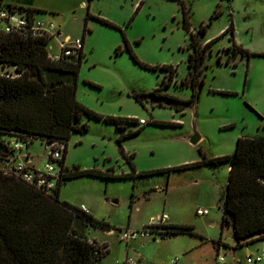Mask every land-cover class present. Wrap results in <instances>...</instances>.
I'll return each instance as SVG.
<instances>
[{
    "label": "rangeland",
    "instance_id": "obj_1",
    "mask_svg": "<svg viewBox=\"0 0 264 264\" xmlns=\"http://www.w3.org/2000/svg\"><path fill=\"white\" fill-rule=\"evenodd\" d=\"M34 2L40 7L38 18L55 22L64 35L73 38L85 35L86 56L79 75V100L102 115L147 121L141 131L123 139L125 154L118 141L125 131L113 122L87 114L82 122L89 124V130L74 132L68 142L66 162L70 167L114 168L117 174H128L134 171L133 162L137 171L130 177L112 179L81 175L61 186L62 200L79 207L85 204L97 219L107 221L115 229L108 233L91 226L87 231L89 236L110 245L103 264H127L129 243L120 239V230L142 229L152 222V216L163 213L174 224L192 226L194 233L163 237L170 224H154L151 237L129 244V254L140 251L143 264H264V259L247 261L248 255L263 253L264 239L238 246L233 227H226L222 233L220 205L228 182V163L174 169L201 160L200 150L210 158L216 157L234 152L241 135L264 136V0H186L192 7L195 31L212 20L204 39H214L233 20L236 41L242 49L233 45L230 32L215 41L213 51L206 58L208 67L200 97L185 107L164 97L151 95L141 102L135 96L164 86L167 71L161 66L170 64L178 70L174 82L163 92L182 99L192 95L191 86L182 84L189 71L190 38L177 2ZM216 12L219 14L213 17ZM126 41L140 61L160 67L147 68L135 61L126 49ZM50 51L53 54L60 51L58 38L51 40ZM221 90L237 94L218 92ZM153 120L175 124H154ZM140 126L132 124L128 130ZM196 132L202 138L194 144L191 136ZM24 153H31L36 166H45L47 144L42 139H35L25 147ZM199 207L208 208L210 213L198 215ZM220 238L218 251L215 241ZM220 255L224 260L218 262Z\"/></svg>",
    "mask_w": 264,
    "mask_h": 264
},
{
    "label": "trees",
    "instance_id": "obj_2",
    "mask_svg": "<svg viewBox=\"0 0 264 264\" xmlns=\"http://www.w3.org/2000/svg\"><path fill=\"white\" fill-rule=\"evenodd\" d=\"M91 1L93 0H89ZM170 1L179 4L183 27L190 38L189 71L182 84L191 86L192 95L189 99H182L163 92L165 87L174 82L178 70L170 64L161 66L167 71L164 86L148 92H138L135 96L141 102L151 95L164 97L185 107L200 97L208 67L206 58L213 51L215 41L230 32L233 45L242 48L235 40L233 20L219 36L205 41L204 35L212 20L204 22L195 31L191 21L192 7L186 0ZM1 5L3 0H0ZM24 9L34 13L36 11L32 8ZM218 14L216 12L213 17ZM99 20L113 25L104 18ZM86 31L87 22L84 33ZM47 45L48 40L41 37L24 38L16 32L0 31V154H12L7 143L12 139L29 141L28 146L39 138L45 142L66 141L68 145L74 132L83 133L89 130V124L82 122L84 114L113 122L121 131H125L118 139L121 151L125 154L123 139L141 131L144 125L137 130H128L132 124H140L137 118L102 115L83 104L78 98V87L86 56L84 48L77 54L57 60L50 56ZM126 49L142 66L153 69L160 67L149 66L140 61L128 41ZM219 61L222 63V56ZM229 62L228 60L227 63ZM218 92L237 94L227 90ZM152 122L175 124L156 120ZM200 152L201 160L174 169L228 163V182L220 205L222 233L226 227H233L238 246L264 239V136H239L236 149L232 153L210 158L202 150ZM67 153L68 148L61 161L63 173L54 194L48 195L15 175L0 170V264H102L109 252V245L91 240L87 230L90 226L103 230L113 228L107 221L99 220L92 213L62 200L61 186L67 180L81 175L112 179L130 177L137 171L133 162L131 164L134 171L128 174H117L114 168L104 170L96 166L87 169L80 165L70 167L66 165ZM164 233L163 237L194 231L189 225L170 224ZM215 243L219 250L222 238Z\"/></svg>",
    "mask_w": 264,
    "mask_h": 264
},
{
    "label": "built area",
    "instance_id": "obj_3",
    "mask_svg": "<svg viewBox=\"0 0 264 264\" xmlns=\"http://www.w3.org/2000/svg\"><path fill=\"white\" fill-rule=\"evenodd\" d=\"M0 31L5 33H19L24 38L36 37L48 40V50L52 58L60 60L61 58L73 54H77L84 48L83 37L72 38L69 35H64L61 29L53 21H47L35 16L34 12L27 9H22L18 6L6 7L0 6ZM59 39L60 51L56 54L51 53V40ZM140 125L147 124L145 119H139ZM12 150L11 155L0 154V170L15 175L28 185L46 193L54 194L58 187V183L62 177L63 167L61 161L64 159L66 149L68 148L66 141L54 140L46 142L47 144V162L44 167H38L31 162L29 153H24L25 147H28L29 141L21 139H12L7 142ZM82 210L89 213V209L85 204L80 206ZM208 208L199 207L197 214L201 216L208 215ZM168 214L163 213L157 216L152 222L142 229L126 228L120 230V239L126 242H131L138 238L151 237L154 232L153 225L156 223L166 222ZM156 238V236H155ZM219 262L224 260L223 256L218 257ZM264 259V251L262 254L248 255L249 263L259 262ZM127 264H143L140 263V257L136 255H128L126 258Z\"/></svg>",
    "mask_w": 264,
    "mask_h": 264
},
{
    "label": "crops",
    "instance_id": "obj_4",
    "mask_svg": "<svg viewBox=\"0 0 264 264\" xmlns=\"http://www.w3.org/2000/svg\"><path fill=\"white\" fill-rule=\"evenodd\" d=\"M3 5H13V6H18V7H24V8H32V9H36V11H35V16L36 17H38V12H39V6L38 5H36V3L34 2V0H14L13 2H10V1H6V0H3ZM226 29V28H225ZM232 34V33H231ZM219 36V35H218ZM73 38V37H72ZM209 39L210 38H205L204 40L205 41H209ZM235 40H236V31H235ZM237 42V41H236ZM237 44H238V42H237ZM239 45V44H238ZM84 48H85V40H84ZM1 72V71H0ZM134 118H136V117H134ZM138 120H139V118H137ZM140 119H143V118H140ZM201 138H202V136H201ZM29 147V146H28ZM30 154V156H31V162L33 163V164H35L34 162H33V160H32V155H31V153H29ZM67 155H68V153H67ZM66 159H67V156H66ZM186 164V163H185ZM66 165L68 166V164H67V162H66ZM228 170H230V166H229V164H228ZM90 211V210H89ZM91 213V212H90ZM167 214V213H166ZM157 216H159V215H157ZM157 216H152V220H154L155 218H157ZM166 223H168V224H174L175 222L174 221H172V219L170 218V216H168V220L166 221ZM91 227V226H90ZM89 227V228H90ZM89 228H88V230L87 231H89ZM108 233H113L114 231H115V229H107L106 230ZM88 235V234H87ZM88 237L91 239V240H96L98 243H100V244H104V243H107L108 245H109V243L108 242H102V241H100V240H98L96 237H94V236H89L88 235ZM139 239V238H138ZM138 239H136V240H138ZM143 239V238H142ZM261 240H263V239H261ZM133 241V240H132ZM144 241V240H143ZM142 241V242H143ZM256 241H258V240H256ZM142 242H140L139 244H140V247H143V246H141L142 245ZM129 244H130V242H129ZM128 244V248H127V254L129 255V253L131 252V250H130V245ZM144 244V243H143ZM247 245H249V244H247ZM144 248V247H143ZM220 250V249H219ZM218 250V251H219ZM109 251H110V245H109ZM135 252L137 253V254H135L136 256H139L140 257V263H142V260H144V258H143V255H142V253L140 252V251H136L135 250ZM107 254H109V252L107 253ZM128 255H126V258H127V256ZM105 258V257H104ZM126 258H125V262H126ZM104 260V259H103ZM219 262V261H218ZM102 264H103V261H102Z\"/></svg>",
    "mask_w": 264,
    "mask_h": 264
},
{
    "label": "water",
    "instance_id": "obj_5",
    "mask_svg": "<svg viewBox=\"0 0 264 264\" xmlns=\"http://www.w3.org/2000/svg\"><path fill=\"white\" fill-rule=\"evenodd\" d=\"M200 139H201V135L198 132H196L191 136V142L194 144L197 143Z\"/></svg>",
    "mask_w": 264,
    "mask_h": 264
}]
</instances>
